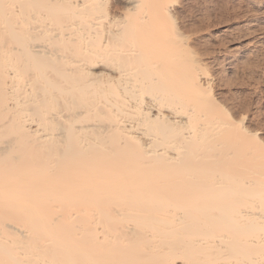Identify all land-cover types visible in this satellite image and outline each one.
<instances>
[{"label":"bare ground","instance_id":"1","mask_svg":"<svg viewBox=\"0 0 264 264\" xmlns=\"http://www.w3.org/2000/svg\"><path fill=\"white\" fill-rule=\"evenodd\" d=\"M177 4L0 0V264H264V141Z\"/></svg>","mask_w":264,"mask_h":264},{"label":"rangeland","instance_id":"2","mask_svg":"<svg viewBox=\"0 0 264 264\" xmlns=\"http://www.w3.org/2000/svg\"><path fill=\"white\" fill-rule=\"evenodd\" d=\"M177 1V30L216 98L264 141V0Z\"/></svg>","mask_w":264,"mask_h":264}]
</instances>
